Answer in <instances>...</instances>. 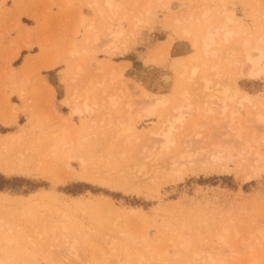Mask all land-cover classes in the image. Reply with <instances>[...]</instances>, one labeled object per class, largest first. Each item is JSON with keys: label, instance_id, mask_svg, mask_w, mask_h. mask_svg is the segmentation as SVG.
<instances>
[{"label": "rangeland", "instance_id": "1", "mask_svg": "<svg viewBox=\"0 0 264 264\" xmlns=\"http://www.w3.org/2000/svg\"><path fill=\"white\" fill-rule=\"evenodd\" d=\"M105 1L0 0V19L23 18L25 24L32 25L24 33L18 24L10 25L3 38L4 41L9 38L7 49L2 47L0 51V161L3 164L14 161L1 148L7 134H21L23 147H31L23 157L16 155L30 164L26 173L0 172V192H7L11 198L23 197L20 208L28 212L26 215L13 210L5 212L1 208L7 206H0V219L13 225L0 227V264H114L123 250L135 264L141 258L145 264L155 261L157 264L156 254L163 251L168 262L178 259L180 264H211L214 259L223 264H264V174L258 179H248L249 158L245 163L234 161L228 171L210 167L184 175L180 180L164 179L161 184L158 181L156 188L141 186L140 191L125 189L111 180L131 165L137 145L125 146L122 152L127 156L120 160L111 158L123 146L110 135V127L117 116L125 114L127 102L133 112L140 113L153 104L148 103L150 99L144 100L143 89L171 101L180 64L185 60L176 58L197 53L190 40L181 36V30H194L191 17L201 16L205 8L212 9L218 1L112 0L117 7L112 12ZM219 2L238 18L239 23H228L231 31L237 32L240 27L250 32L264 30V0ZM147 5L148 14L144 10ZM219 19L220 26L226 24L223 14ZM106 21L121 25L124 32L119 39L106 36L103 26ZM98 32L103 33L102 39L94 43V34ZM12 33L15 38L10 37ZM74 38L79 51L76 54L68 52ZM169 40L173 41L172 48L169 55L163 56ZM21 51L19 58L17 54ZM44 59L47 62L51 59L49 63L54 65L36 66V61ZM211 62L231 74L237 71L230 60ZM12 64L18 68H12ZM102 64L104 71L99 72ZM109 64L117 70L123 67V77L111 86L101 85L104 78L108 81ZM193 66L202 67L194 63L189 68ZM167 76L170 81L165 80ZM46 83L52 86L54 95L49 94ZM239 85L264 100V75L257 80H241ZM89 87L93 90L89 91ZM105 90L108 93L119 90L121 97L116 106L108 98L102 101ZM75 106H79L82 114L73 113ZM13 107L17 123L11 126L8 122L12 120ZM156 117L142 118L140 129L149 133L161 127L163 120ZM193 119L198 124L201 117L197 114ZM4 120L10 126L2 124ZM200 124L199 128L203 126L201 121ZM69 125L88 127L83 153L92 160L84 169L98 176L95 180L80 176L66 182L69 167L79 173L84 171L81 162L61 160L58 149V157L44 150L53 142L54 135L71 138ZM93 133L97 136H92ZM17 149L21 151L20 147ZM99 151L103 161L93 155ZM106 163L108 167H104ZM239 163L245 167L240 169ZM52 193L56 199H40ZM77 199L81 202L77 203ZM38 202L45 205L39 209L32 206ZM63 214L67 215L69 227L82 232L72 233L70 240H77L76 244L64 245L58 252L56 244H61L55 239L40 242L36 227L39 223L50 225ZM93 219L99 220L98 228ZM220 235L225 237L224 243L215 240ZM182 238L190 239L192 247L178 257ZM243 241L249 246L244 247Z\"/></svg>", "mask_w": 264, "mask_h": 264}, {"label": "bare ground", "instance_id": "2", "mask_svg": "<svg viewBox=\"0 0 264 264\" xmlns=\"http://www.w3.org/2000/svg\"><path fill=\"white\" fill-rule=\"evenodd\" d=\"M217 1L212 9L205 8L201 16L191 17L193 21L190 22L194 30H190L189 28L181 30V36L190 40L191 45L197 53L187 58H176L185 60H182V64H180L176 83L171 94V101L163 100L160 98L162 96L140 88L143 89L144 100L150 99L147 102L153 104L150 107H145L140 113L133 112L131 104L127 102L125 114L117 116L115 123L113 122L110 127V135H113V139H116L115 141L123 146L116 154L110 155L111 158H119L118 160H120L121 157L127 156L122 152L125 146L137 145V152L132 158L131 165H127L125 168L122 167L123 170L119 174V177L115 175L111 179L114 183L121 184L125 189L140 191L141 186L155 187L157 185L158 187L161 180H180L183 179L184 175L189 173L195 174L210 167L215 170L228 171L230 170L229 165L231 163L238 160L245 163L246 158H249V180L258 179L264 174V100L259 99L253 93L241 89L239 85V81L241 80H257L264 75V30L260 32L252 30L250 32L247 28L240 27L237 32L231 31L228 28V23H239L238 18L233 11L226 10L222 3L219 0ZM105 3L110 12H112V9L117 8L112 4V0H106ZM144 10L146 14L150 12L148 5ZM222 14L227 21L225 25L220 26L217 21H220L219 15ZM139 21L137 18L136 23ZM177 22L180 23L181 21ZM104 24H106L103 25L106 26V32L104 33L106 36L111 37L112 40H117L123 35L124 31L121 25L113 24V21H106ZM101 34L103 33L98 32L94 34V43L102 39ZM235 38H238V40H235ZM232 40L236 42L233 43ZM172 45V40H169L164 45L163 56L169 55ZM70 51L73 54L79 53L77 39L75 38L70 43L68 52ZM212 59H217L219 63L224 60H230L232 62L230 65L233 66V69L237 70L236 73L231 74L228 69L222 68L220 64L214 65L211 62ZM46 60L36 61V66L42 64L43 68H50L54 65L49 63L51 59L48 62ZM32 62L33 60H30L29 64ZM186 62L188 63L187 65ZM194 63L202 65V67L193 66L189 68L190 64ZM101 66L98 67L99 69L97 68L100 70L99 72L103 70L104 64ZM109 66L110 64L107 66L108 71H106L108 74L106 75L105 73L108 81H105L106 79L104 78V82L102 81L101 85L109 83V86H111L123 77V67L117 70L118 68L116 69L114 66L111 68L112 65ZM170 79L169 76L165 77L166 81H170ZM46 86L50 90L48 91L49 94L54 95L52 86L48 83H46ZM89 89V91L93 90L92 87H89ZM119 90L122 92L120 88ZM118 93L116 91L108 93L105 90L102 95V101L108 98L116 106L121 97V94ZM169 103L171 105L169 108H166ZM13 112H15L14 107L11 109L12 120L8 122L11 123V126L17 123L15 114L14 116L12 114ZM73 113L79 115L82 114V110L79 106H75ZM197 114H199L201 119H198V124H194L195 120L193 118ZM156 115V118L163 120L161 127L149 133L140 129L142 118H153ZM60 119L65 121V123L67 122L62 116H60ZM217 119L219 122L216 121ZM200 121L203 123V126L199 128V125H201ZM1 123L10 126L6 120ZM69 126L73 132L71 138L66 139L63 136L54 135L53 142L48 141L51 144H48L44 150L58 157V149L61 160L70 161L71 159H77L81 162L84 171L79 173L69 167L66 182L80 176L84 178L85 176H89L92 180L97 179L98 176L94 177L95 174L92 175L87 169H84L92 160L90 156L83 153L84 141L87 139L85 133L88 127ZM223 128L224 131L221 130ZM92 136H97V134L93 133ZM22 143H24V137L18 133L7 134L3 137L1 148H4L5 154L11 155V159L14 161L5 164L0 161V172L6 174H24L31 168L29 163L16 158V155L23 157L25 155L24 152L31 151V147H23ZM18 147H20L21 151H18ZM100 153L102 151L96 152L93 155L94 157L98 156L99 160L103 161ZM108 165L106 163L104 167H108ZM110 167L118 170V167L115 165H110ZM237 167L243 169L245 166L239 163ZM130 177H133V179H130ZM98 180L107 183L102 178H98ZM158 181L159 183H157ZM151 189L150 187L149 190ZM47 198L56 199L53 193L49 197H40L43 201ZM0 202L2 203L0 206H7L1 208L5 212L13 210L22 215L28 213L20 208L24 202V198H21V196L11 198L7 196V192L2 191L0 192ZM76 202L80 203L81 200L77 199ZM44 205L42 202H38L32 206L39 209ZM76 205L81 206V204ZM67 220V215L63 214L56 222L50 225L39 223L36 227V232L39 233L40 242L57 240L58 244H61V246L56 244L58 252L62 251V246L64 245L71 244V246H74L77 240L71 242L72 233L76 232L81 235L82 230H75L73 227H69L66 224ZM9 225L11 224L0 219V227L2 229L8 228ZM93 225L98 228L100 225L99 220L93 219ZM9 231H12V227ZM224 238L220 235L215 240L224 243ZM243 244L244 247L245 245L249 246L245 241L242 242ZM191 247L192 243L190 239L182 238L180 243V250L182 252L178 257H181L183 252L190 251ZM197 253L195 251L194 255H197ZM156 256L158 259L157 264H180V260L178 259L168 262L165 257V251L156 254ZM137 263L145 264L143 263V258L138 259ZM114 264L135 263L130 262L126 251L123 250L122 253L120 252L118 261ZM154 264H156V261ZM211 264L223 263L216 262L214 259Z\"/></svg>", "mask_w": 264, "mask_h": 264}, {"label": "crops", "instance_id": "3", "mask_svg": "<svg viewBox=\"0 0 264 264\" xmlns=\"http://www.w3.org/2000/svg\"><path fill=\"white\" fill-rule=\"evenodd\" d=\"M3 15H5V14H3ZM4 18L0 19V51L2 50V47L3 48L5 47V49H7V44L9 43V38L6 37V40L5 41L3 40V38H4L5 34H6V32L11 27L10 25H16V24H18L21 27V30H22L23 33L25 32V28L26 27H32V25L29 26L28 24H25V22L22 20L23 18H21V21H9V20L8 21H4ZM7 19H8V17H7ZM15 35L16 34H13L12 33L10 37L11 38H15ZM22 53H23L22 51L19 52L17 54V57L20 58L22 56ZM11 67L14 68V69L18 68L16 66H14L13 64H12ZM0 135H2V134H0Z\"/></svg>", "mask_w": 264, "mask_h": 264}, {"label": "trees", "instance_id": "4", "mask_svg": "<svg viewBox=\"0 0 264 264\" xmlns=\"http://www.w3.org/2000/svg\"><path fill=\"white\" fill-rule=\"evenodd\" d=\"M2 188H0V190H1Z\"/></svg>", "mask_w": 264, "mask_h": 264}]
</instances>
